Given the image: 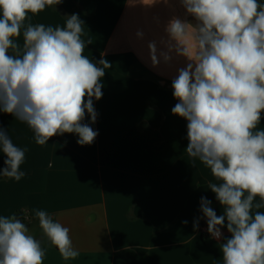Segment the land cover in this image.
<instances>
[{
	"label": "crops",
	"instance_id": "1",
	"mask_svg": "<svg viewBox=\"0 0 264 264\" xmlns=\"http://www.w3.org/2000/svg\"><path fill=\"white\" fill-rule=\"evenodd\" d=\"M71 14L85 22L82 39L92 40L84 55L99 60L103 54L112 65L102 78V98L94 100L98 116L90 126L98 136L81 146L76 134L64 133L38 145L27 124L0 113V125L26 149L25 176L19 182L0 177V216L21 214L47 249L44 264H223L220 244L231 234L225 227L222 239L206 240L201 230L202 196L223 213L207 187L215 178L199 160L192 164L187 122L171 112L177 103L172 80L187 61L173 53L170 63L161 59L153 66L147 48L155 40L165 50L160 40L167 39L173 16L194 18L185 16L180 0H61L29 13L25 25L63 27ZM14 39L23 44V28ZM258 128H264V113ZM4 159L0 152V168ZM36 210L70 229L78 257L62 258L40 229Z\"/></svg>",
	"mask_w": 264,
	"mask_h": 264
},
{
	"label": "clouds",
	"instance_id": "2",
	"mask_svg": "<svg viewBox=\"0 0 264 264\" xmlns=\"http://www.w3.org/2000/svg\"><path fill=\"white\" fill-rule=\"evenodd\" d=\"M61 0H0V113L28 125L38 145L64 133L91 145L98 131L90 125L98 113L94 100L103 96L102 78L112 67L104 58L84 55L91 39H82L85 22L77 15L65 25H25ZM168 0H165L167 3ZM186 18L173 16L167 39L147 45L153 66L171 62L173 53L186 59L172 80L177 103L171 112L186 120L192 164L202 162L215 178L208 189L223 209L221 215L200 198L212 238L223 239V264H264V3L259 0H180ZM23 28V44L18 38ZM136 37L144 33L137 30ZM11 50V51H10ZM90 117V122L85 119ZM0 152L5 156L0 177L19 182L26 149L18 147L0 125ZM259 197V200H257ZM39 227L64 260L80 255L70 229L46 211L36 210ZM187 224V221H183ZM199 220L193 223L198 228ZM43 241L16 215L0 216V264H44Z\"/></svg>",
	"mask_w": 264,
	"mask_h": 264
},
{
	"label": "built area",
	"instance_id": "3",
	"mask_svg": "<svg viewBox=\"0 0 264 264\" xmlns=\"http://www.w3.org/2000/svg\"><path fill=\"white\" fill-rule=\"evenodd\" d=\"M201 230H202L203 237H204L206 240H218V239H216V238H212V237L210 236V234L208 233V231H207V223L204 224V225L202 226Z\"/></svg>",
	"mask_w": 264,
	"mask_h": 264
},
{
	"label": "trees",
	"instance_id": "4",
	"mask_svg": "<svg viewBox=\"0 0 264 264\" xmlns=\"http://www.w3.org/2000/svg\"><path fill=\"white\" fill-rule=\"evenodd\" d=\"M18 218H20L21 220H22V216H21V214L20 213H17V214H15ZM204 242H206L205 240H203Z\"/></svg>",
	"mask_w": 264,
	"mask_h": 264
}]
</instances>
